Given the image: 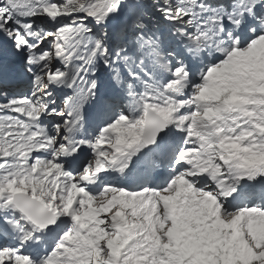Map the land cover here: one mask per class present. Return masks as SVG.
<instances>
[{
    "label": "snow or ice",
    "instance_id": "snow-or-ice-1",
    "mask_svg": "<svg viewBox=\"0 0 264 264\" xmlns=\"http://www.w3.org/2000/svg\"><path fill=\"white\" fill-rule=\"evenodd\" d=\"M0 264H264V0H0Z\"/></svg>",
    "mask_w": 264,
    "mask_h": 264
}]
</instances>
